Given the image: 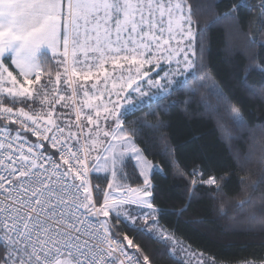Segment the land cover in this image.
Instances as JSON below:
<instances>
[{
	"label": "snow or ice",
	"instance_id": "obj_1",
	"mask_svg": "<svg viewBox=\"0 0 264 264\" xmlns=\"http://www.w3.org/2000/svg\"><path fill=\"white\" fill-rule=\"evenodd\" d=\"M199 10L193 0H0V264H156L134 242L144 235L172 264H208L159 225L153 165L133 140L138 129L124 127L130 114L159 107L197 78L203 65L194 57L198 46L203 58L206 31L193 30ZM241 12L251 53L241 87L257 95L247 74L264 76L255 53L264 50V0H234L212 23ZM199 87L236 127L247 126L215 82ZM258 93L264 96V85ZM132 161L143 177L138 188L119 182L131 178ZM99 172L111 176L102 204L93 194ZM261 183L236 208L246 212L244 230L264 237V193L255 196Z\"/></svg>",
	"mask_w": 264,
	"mask_h": 264
},
{
	"label": "trees",
	"instance_id": "obj_2",
	"mask_svg": "<svg viewBox=\"0 0 264 264\" xmlns=\"http://www.w3.org/2000/svg\"><path fill=\"white\" fill-rule=\"evenodd\" d=\"M193 2L200 5L193 30L199 33L200 28L206 29L203 58L198 46L195 56L197 65H203L202 70L195 80H188L182 87L173 84L176 90L159 107L153 104L130 114L124 127L129 131L138 129L133 140L155 166L150 178L155 206L160 210L159 225L214 264H261L264 237L244 230L246 225L241 222L246 212L239 211L236 204L245 198L253 182L264 178V96L258 93L264 76L256 72L247 74V83L257 95L241 87L251 55L247 50V15L241 12L236 20L212 23L216 16L228 11L234 0ZM255 53L257 62L264 59V50L257 47ZM42 55L47 60L46 67L55 70V61L45 53ZM205 81L215 82L241 109L246 127H236L222 106L216 110L208 89L199 87ZM132 165L133 162L127 170L131 178L127 179L141 186L142 179ZM194 171L196 176L191 175ZM209 177L217 178V184L201 182ZM103 182L99 177L93 185ZM261 193L264 183L255 196L259 198ZM117 227L123 229V225ZM134 242L156 264H172L166 255H161V245L148 235Z\"/></svg>",
	"mask_w": 264,
	"mask_h": 264
},
{
	"label": "rangeland",
	"instance_id": "obj_3",
	"mask_svg": "<svg viewBox=\"0 0 264 264\" xmlns=\"http://www.w3.org/2000/svg\"><path fill=\"white\" fill-rule=\"evenodd\" d=\"M45 54H47V55H49V56L51 57V53H49V52H45ZM194 59H195V57H194ZM55 63H56V62H55ZM162 67H163V68H167V65H162ZM10 70H14V66H12V69L10 68ZM61 71H62V69H61ZM158 71H160V70L157 69L156 71H153V72L151 73V77H156V72H158ZM161 75H163L162 72H161ZM46 77H47V76H44V77L42 78L41 83H43L44 81L47 80ZM179 78H183V77H176V78H174V79H179ZM20 79H22V78H20ZM37 87H39V86H37ZM62 87H63V85H62ZM144 87L147 88V85H144ZM151 91H152V92H155L156 90H155V89H152ZM61 111H65V110H64V109H61ZM132 162H133V164H135V161H132ZM152 165H153V168H154V167H155L154 164H152ZM153 168H152V169H153ZM136 169H137L138 174H139V169H138V168H136ZM152 169H151V171H152ZM92 175H93V176H98V177L101 178V180H104L103 184H98V183H97V184H94V192H93L94 196L98 194V195L101 197L100 203L102 204V203H103V199H104V193H105V192H112V190H111V189H108V187H107L108 180L111 179V176H110V174L105 173V172L92 173ZM105 176H107V180L105 179ZM139 176H140V175H139ZM140 178L142 179V182H143V177L140 176ZM93 181H94V180H93ZM119 182H120V183H123V184H126L127 186H129V187H131V188H138V187H141V186H142V185H141V186L133 185L131 182L128 181L127 178H125V179H123V180H119ZM96 185H99V189H96V188H95ZM112 194H113V195H120L119 192H113ZM145 211H148V210L145 209ZM101 219H103V217H101ZM181 258H184V257H181ZM204 259H205L206 261H208V264H214L211 260H208V259H206L205 257H204Z\"/></svg>",
	"mask_w": 264,
	"mask_h": 264
},
{
	"label": "built area",
	"instance_id": "obj_4",
	"mask_svg": "<svg viewBox=\"0 0 264 264\" xmlns=\"http://www.w3.org/2000/svg\"><path fill=\"white\" fill-rule=\"evenodd\" d=\"M11 127H16V126L15 125H12ZM32 139L35 140V137H33ZM132 251H134V250H132Z\"/></svg>",
	"mask_w": 264,
	"mask_h": 264
}]
</instances>
